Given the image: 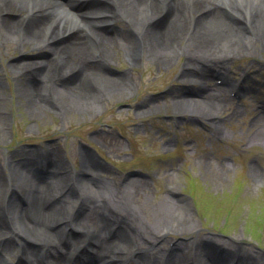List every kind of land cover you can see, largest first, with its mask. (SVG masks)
I'll return each mask as SVG.
<instances>
[{
	"label": "bare ground",
	"instance_id": "1",
	"mask_svg": "<svg viewBox=\"0 0 264 264\" xmlns=\"http://www.w3.org/2000/svg\"><path fill=\"white\" fill-rule=\"evenodd\" d=\"M94 1L0 0V46H34L39 52L10 66L17 100L30 118H45L52 111L88 113L99 101L124 97L129 89L125 79L102 71L116 60L114 48L121 41L132 44V59L146 55L161 65L183 57L179 79L184 85L173 105L183 116L196 110L214 128L225 110L211 93L215 75L236 94L255 92L244 80H233L230 65L255 51L264 53L262 1ZM71 30L60 42L64 46H58V34ZM48 52L55 57L46 59ZM0 106V138H5L8 113L1 97ZM263 122V116L255 119V124ZM56 153L22 148L14 154L20 158L0 161V264H264L260 253L247 249L242 254L211 237L199 238L197 252L181 241L164 251L171 226L177 227L174 232H189V221L169 223L176 217L172 201L152 208L149 221L136 190H108L91 155L82 157L72 176ZM36 163L41 164L37 170L32 167ZM16 251V263L6 260L4 253Z\"/></svg>",
	"mask_w": 264,
	"mask_h": 264
},
{
	"label": "rangeland",
	"instance_id": "2",
	"mask_svg": "<svg viewBox=\"0 0 264 264\" xmlns=\"http://www.w3.org/2000/svg\"><path fill=\"white\" fill-rule=\"evenodd\" d=\"M72 31L58 34L57 45L64 46L60 42ZM113 32L108 31L120 39ZM130 46L121 41L114 48L116 60L102 69L108 76L125 79L129 89L124 97L99 101L88 113L52 111L39 119L30 118L21 108L16 75L10 69L39 52L34 46H0V97L9 124L3 131L6 137L0 138V161L20 158L14 154L22 148H50L58 152L68 173L77 176L82 157L91 155L104 186L123 194L136 190L149 221L152 208L165 201H172L176 209L169 223L189 221L187 234L174 232L177 227L171 226L166 248L181 241L193 244L197 252L201 237L222 244L237 239L244 244L231 243V247L243 251L250 247L264 257V122L255 124L259 115L264 120V53L255 51L230 65L231 77L254 86V93L233 97L227 85L212 88L211 93L219 94L225 104L223 119L214 128L196 110L183 116L173 105V97L184 85L179 79L183 57L159 65L146 55L132 59ZM49 53L46 59L55 57ZM217 81L211 84L216 86ZM84 90L95 98L89 88ZM37 163L32 164L36 170L41 166ZM4 171L8 173L5 167ZM17 252L4 254L16 263Z\"/></svg>",
	"mask_w": 264,
	"mask_h": 264
}]
</instances>
